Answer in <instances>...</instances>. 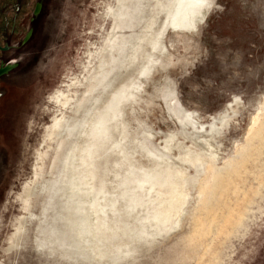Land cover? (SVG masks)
I'll list each match as a JSON object with an SVG mask.
<instances>
[{
	"label": "rangeland",
	"instance_id": "obj_1",
	"mask_svg": "<svg viewBox=\"0 0 264 264\" xmlns=\"http://www.w3.org/2000/svg\"><path fill=\"white\" fill-rule=\"evenodd\" d=\"M15 59L0 264H264V165L210 236L186 237L207 165L264 113V0H31Z\"/></svg>",
	"mask_w": 264,
	"mask_h": 264
},
{
	"label": "bare ground",
	"instance_id": "obj_2",
	"mask_svg": "<svg viewBox=\"0 0 264 264\" xmlns=\"http://www.w3.org/2000/svg\"><path fill=\"white\" fill-rule=\"evenodd\" d=\"M182 18H184V12L175 16L177 22H181ZM18 62L15 59L14 63ZM168 105L180 124L195 127L196 120H193L190 112H186L176 98L169 99ZM237 155L235 158L226 161L222 167L214 163L207 165L200 190L202 207L200 206L201 210L197 209L196 214L198 215L193 230H191L192 234L186 236L188 238L191 236L189 238L190 243L192 241L198 243L202 238L210 236L219 216L230 214L240 204V198L246 195L248 188L243 185L246 180L250 177L256 180L261 176L264 165V113L259 119H254V125L248 132L245 144L237 150ZM218 200H222L225 209L219 208ZM213 203H216V206ZM198 211L200 212L198 213ZM223 211H227V213ZM184 240L187 243V239ZM190 243L188 244L190 245ZM205 250V248L202 250V256Z\"/></svg>",
	"mask_w": 264,
	"mask_h": 264
},
{
	"label": "water",
	"instance_id": "obj_3",
	"mask_svg": "<svg viewBox=\"0 0 264 264\" xmlns=\"http://www.w3.org/2000/svg\"><path fill=\"white\" fill-rule=\"evenodd\" d=\"M31 0H0V115ZM39 4L35 7L37 14ZM32 36L29 30L23 40ZM4 46V47H1ZM9 61V62H8Z\"/></svg>",
	"mask_w": 264,
	"mask_h": 264
},
{
	"label": "flooded vegetation",
	"instance_id": "obj_4",
	"mask_svg": "<svg viewBox=\"0 0 264 264\" xmlns=\"http://www.w3.org/2000/svg\"><path fill=\"white\" fill-rule=\"evenodd\" d=\"M1 47H4V46H1ZM0 51H2V50H0ZM8 62H9V61H8ZM2 63H4V62H1L0 65H1Z\"/></svg>",
	"mask_w": 264,
	"mask_h": 264
}]
</instances>
